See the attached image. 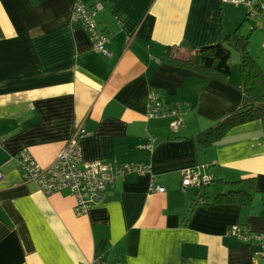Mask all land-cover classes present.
Segmentation results:
<instances>
[{"label": "crops", "instance_id": "1", "mask_svg": "<svg viewBox=\"0 0 264 264\" xmlns=\"http://www.w3.org/2000/svg\"><path fill=\"white\" fill-rule=\"evenodd\" d=\"M78 1L0 0V264H264L259 246L229 233H264L262 120L202 142L249 105L241 58L232 56L228 79L164 59H186L240 28L264 70V15L227 0H81L104 3L96 30L110 38L105 55L73 19ZM152 92L167 115L152 116ZM81 126L84 160L150 169L117 177L105 203L78 214L70 191L44 193L14 156L26 148L49 166ZM186 171L213 180L185 186ZM249 178L250 204L214 203L244 188L229 182Z\"/></svg>", "mask_w": 264, "mask_h": 264}, {"label": "built area", "instance_id": "2", "mask_svg": "<svg viewBox=\"0 0 264 264\" xmlns=\"http://www.w3.org/2000/svg\"><path fill=\"white\" fill-rule=\"evenodd\" d=\"M248 9L249 14L260 20L264 15V0H227ZM104 9V3L98 2L89 6L79 0L73 10V19L85 25L91 34L96 51L110 55L106 44L110 38L107 34L96 30L97 13ZM260 26V25H258ZM152 116H165V104L161 100L160 93H151ZM169 112V111H168ZM171 115H178L177 110H170ZM182 125L181 119L173 120L170 124L174 134L179 133ZM87 134L83 126L76 129L69 142L61 150L57 159L49 166L40 165L32 153L24 148L14 158L17 161L18 170L23 172L26 180L37 183L46 194L60 191H70L76 198V211L78 214L86 213L92 206L101 205L106 200V190L117 177L134 173H145L150 169L148 164H121L111 165L102 160L86 161L82 155L80 139ZM213 180L212 176L201 177L198 171H186L183 176V184L207 185ZM158 191H164L161 186L156 187ZM229 233L238 236L247 243L260 247L256 253L264 260V233L246 232L239 226H233ZM90 264H122L106 263L94 260Z\"/></svg>", "mask_w": 264, "mask_h": 264}, {"label": "trees", "instance_id": "3", "mask_svg": "<svg viewBox=\"0 0 264 264\" xmlns=\"http://www.w3.org/2000/svg\"><path fill=\"white\" fill-rule=\"evenodd\" d=\"M250 33L245 34L239 28L230 32L225 42L204 46L197 49L186 59L164 56L169 63L188 69L209 77L228 79L232 72L233 51L241 54V67L243 82L241 89L245 93L249 105L230 114L218 124L202 133V142L205 146L213 145L219 141L231 128L262 120L264 125V70L249 50ZM229 183L244 186L233 189L227 193L219 194L214 203L224 204H250L253 200V190H256L254 178L231 181ZM264 200V192H263Z\"/></svg>", "mask_w": 264, "mask_h": 264}, {"label": "rangeland", "instance_id": "4", "mask_svg": "<svg viewBox=\"0 0 264 264\" xmlns=\"http://www.w3.org/2000/svg\"><path fill=\"white\" fill-rule=\"evenodd\" d=\"M241 6V5H240ZM250 30H248L247 32L249 33ZM251 33V32H250ZM234 58L237 60V58H241V54L238 51H233V60ZM216 183V182H214ZM209 189V187H207ZM205 191H207L206 189H204ZM210 190V189H209Z\"/></svg>", "mask_w": 264, "mask_h": 264}]
</instances>
